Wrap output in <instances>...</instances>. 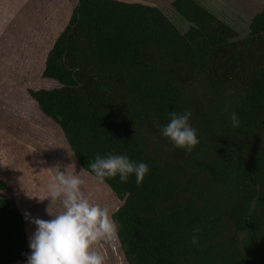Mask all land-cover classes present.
<instances>
[{"label":"trees","instance_id":"16d2710c","mask_svg":"<svg viewBox=\"0 0 264 264\" xmlns=\"http://www.w3.org/2000/svg\"><path fill=\"white\" fill-rule=\"evenodd\" d=\"M171 6L185 31L154 5L77 0L45 57L58 86L27 92L90 175L97 154L149 165L139 185L104 182L121 201L126 264H264V2L243 36L197 0ZM184 111L200 141L191 152L154 123ZM29 255L24 216L0 196V264Z\"/></svg>","mask_w":264,"mask_h":264},{"label":"rangeland","instance_id":"374dc122","mask_svg":"<svg viewBox=\"0 0 264 264\" xmlns=\"http://www.w3.org/2000/svg\"><path fill=\"white\" fill-rule=\"evenodd\" d=\"M76 1H69V7L64 9L66 15L63 20L69 18ZM123 1L157 6L178 29L185 31L188 27V22L172 8L173 0ZM197 1L233 27L239 36L247 33L251 18L261 9L264 2ZM63 22L61 20L59 23V29H62L60 26L64 25ZM59 29H53L51 38L45 39L35 51L24 50L22 47L20 55L0 54V179L10 186L8 190L0 191V196L15 199L25 219L28 240L36 231V226L31 222L33 218L50 220L63 211L59 200L50 202L49 199H44L49 195L48 188L56 167L66 174L80 175L85 181L82 191L90 202L102 207L107 206L111 213L121 204L105 183L101 184L96 177L84 170L81 172L82 168L75 158L68 154L71 151L60 128L38 108L27 92L28 89H50L58 86L56 81L43 77L42 71L47 47L52 45ZM26 213L29 214L27 217ZM94 248L105 257V264H126L118 240L101 241L94 245Z\"/></svg>","mask_w":264,"mask_h":264},{"label":"clouds","instance_id":"9594fccd","mask_svg":"<svg viewBox=\"0 0 264 264\" xmlns=\"http://www.w3.org/2000/svg\"><path fill=\"white\" fill-rule=\"evenodd\" d=\"M169 115L167 125L154 123L176 148L191 152L200 142L196 129L190 124L191 112H172ZM231 121L234 127L239 126L237 114L231 115ZM68 154L70 157L76 155L75 152ZM89 167L101 184L117 176L121 183H126L130 176L135 175L139 185L150 171L149 165L144 162L137 163L127 155L111 153L107 156L97 154ZM84 183L80 175L66 174L56 167L48 188L49 195L44 199L50 202L59 200L63 211L50 220H31L36 231L29 240L31 254L27 257V264H105V257L95 250L94 245L117 240L120 225L112 218L107 206L102 207L86 198L82 191ZM192 231L190 242L197 246L200 229Z\"/></svg>","mask_w":264,"mask_h":264},{"label":"crops","instance_id":"0c3cea01","mask_svg":"<svg viewBox=\"0 0 264 264\" xmlns=\"http://www.w3.org/2000/svg\"><path fill=\"white\" fill-rule=\"evenodd\" d=\"M69 1L0 0V54L20 55L22 47L35 51L45 39L51 38L53 29H59L61 20L66 23L64 9L69 7Z\"/></svg>","mask_w":264,"mask_h":264}]
</instances>
